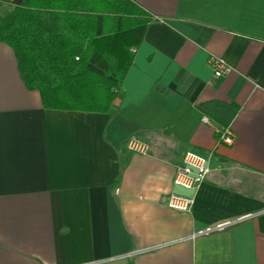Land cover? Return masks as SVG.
Returning <instances> with one entry per match:
<instances>
[{"label": "crops", "instance_id": "obj_1", "mask_svg": "<svg viewBox=\"0 0 264 264\" xmlns=\"http://www.w3.org/2000/svg\"><path fill=\"white\" fill-rule=\"evenodd\" d=\"M132 1L153 21L108 112L45 108L0 42V264H264V0ZM188 149L211 171L180 212L162 198L193 194L173 185Z\"/></svg>", "mask_w": 264, "mask_h": 264}, {"label": "trees", "instance_id": "obj_2", "mask_svg": "<svg viewBox=\"0 0 264 264\" xmlns=\"http://www.w3.org/2000/svg\"><path fill=\"white\" fill-rule=\"evenodd\" d=\"M3 2L12 9L0 15V42L12 47L43 106L108 112L151 15L132 0Z\"/></svg>", "mask_w": 264, "mask_h": 264}, {"label": "built area", "instance_id": "obj_3", "mask_svg": "<svg viewBox=\"0 0 264 264\" xmlns=\"http://www.w3.org/2000/svg\"><path fill=\"white\" fill-rule=\"evenodd\" d=\"M76 59H79L78 57ZM208 64L213 69L215 77H222L232 71V67L224 57L211 55ZM202 122L213 127L216 134L217 143L232 145L235 140L234 133L230 126L215 123L208 115H203ZM127 148L133 152L147 154L149 146L146 142L136 136H132L127 141ZM211 154L201 153L194 149H188L183 155L182 162L177 166L173 178V185L193 194L185 195L171 191L164 195L162 202L170 209L180 212H190L195 203V193L206 181L211 171ZM119 189H116L118 192ZM234 224L233 221H224L213 226L205 227L197 232V235L210 234L221 231Z\"/></svg>", "mask_w": 264, "mask_h": 264}, {"label": "rangeland", "instance_id": "obj_4", "mask_svg": "<svg viewBox=\"0 0 264 264\" xmlns=\"http://www.w3.org/2000/svg\"><path fill=\"white\" fill-rule=\"evenodd\" d=\"M11 9H12V6L11 5H9L7 3H4V2L3 3H0V15L4 14L7 11H10Z\"/></svg>", "mask_w": 264, "mask_h": 264}]
</instances>
